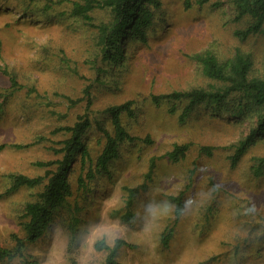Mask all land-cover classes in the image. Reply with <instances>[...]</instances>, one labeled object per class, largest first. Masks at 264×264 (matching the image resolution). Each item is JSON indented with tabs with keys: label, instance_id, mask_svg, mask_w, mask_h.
Segmentation results:
<instances>
[{
	"label": "rangeland",
	"instance_id": "1",
	"mask_svg": "<svg viewBox=\"0 0 264 264\" xmlns=\"http://www.w3.org/2000/svg\"><path fill=\"white\" fill-rule=\"evenodd\" d=\"M73 1L0 0V66L16 82L0 70V144H5L0 246L12 247L13 234L25 235V205L43 188H14L12 175L37 177L54 169L62 158L56 149L69 136L64 127L85 113L91 120L85 146L95 159L105 140L99 125L112 129L106 108L132 101L135 115L122 114V122L133 139L120 145L107 171L86 191L78 177L85 178L88 161L83 167L77 155L68 175L72 195L25 254L34 264H103L108 251L95 243L103 239L113 245L121 238L128 245L119 249L116 264H264V159L256 173L264 158V133L236 164L231 162L235 143L256 126L259 110L250 105L244 114L231 115L234 101H203L182 119L188 99H152L220 86L195 59L207 51L220 61L237 51L248 53L253 72L260 74L264 31L238 36L250 19L239 15L233 0H161L145 40L125 35L124 58L110 62L101 59L97 29L110 19L109 11L94 9L89 24L71 14ZM182 144L188 145L185 155L170 158L168 153ZM204 145L212 148L211 155L200 152ZM142 184L133 198V217L124 220L127 189ZM180 192L177 216L170 197ZM165 205L167 212L153 215L152 209ZM0 264L22 261L0 258Z\"/></svg>",
	"mask_w": 264,
	"mask_h": 264
},
{
	"label": "trees",
	"instance_id": "2",
	"mask_svg": "<svg viewBox=\"0 0 264 264\" xmlns=\"http://www.w3.org/2000/svg\"><path fill=\"white\" fill-rule=\"evenodd\" d=\"M161 3V0H75L72 2L71 14L90 24L92 20L91 12L94 9L105 8L109 11L110 19L97 25L98 41L101 45V59L114 62L124 58L122 43L125 35H128L129 38L145 40L146 29L153 24L156 10L160 8ZM233 3L240 16L244 15L250 19V23L245 29H239L235 32L238 36L246 37L251 33L264 31V0H233ZM195 59L202 65V70L206 77L219 82L220 86L210 85L207 88L174 90L163 96L154 94L152 99L156 102L161 97L188 99V103L181 115L182 119L194 105L203 101L210 104H222L232 100L236 104L233 103L234 105L230 111L231 115H242L250 105L256 106L259 110L256 126L251 128L245 136L235 143L231 162L236 164L247 148L257 140L259 135L264 133V71L260 74H255L252 70L250 54L239 51L221 61L208 51L195 55ZM0 70L8 74L12 83L16 84L15 78L6 68L0 66ZM89 90L90 86L84 90L87 105L91 102ZM68 100L70 103H74L81 100V98L76 100L68 98ZM106 111L110 117L112 129L109 131L99 125L105 140L102 150L95 159H92L85 146L84 135L91 125V120L85 113L84 115H79L72 125L64 127L68 131L69 136L56 149L57 153H62V158L56 161L57 165L54 169H48L45 175L37 177H30L24 174L12 175L14 188L21 185L34 187L41 184L43 188L38 192L36 200L30 201L25 205V212L22 215L23 221L21 222L25 235L13 234L14 244L12 247L0 246L1 259L19 257L22 264H34L36 262L35 259L26 255L25 249L29 243L34 242L43 234L50 224L55 209L64 207L67 204V196L72 195V186L68 175L71 170V164L77 158V155L80 156L83 167L88 161L85 178L83 179L82 176L78 177V184L86 191L89 183L96 179L97 175L107 171L110 162L118 156L120 145L133 139L122 122V114H126L129 117L135 115L132 101L109 106ZM4 146V143L0 144V149L4 148ZM187 149V144L175 145L173 150L168 153V156L178 160L185 155ZM211 149V147L204 145L200 148V152L211 155ZM263 159L262 157V160H259L256 165L257 174L262 171ZM143 187H145V184L127 189L128 194L125 200L127 209L122 215L124 220L129 221L133 217V198ZM170 198L175 204L174 210L178 216L183 206V192L178 193V195H172ZM75 221L77 222L76 217H73V222ZM167 233L163 237L164 241H168L171 235L170 231ZM123 245L126 246L128 243L121 238L115 239L113 245H108L103 239L95 243L97 249L108 251L103 264H116L118 251Z\"/></svg>",
	"mask_w": 264,
	"mask_h": 264
},
{
	"label": "clouds",
	"instance_id": "3",
	"mask_svg": "<svg viewBox=\"0 0 264 264\" xmlns=\"http://www.w3.org/2000/svg\"><path fill=\"white\" fill-rule=\"evenodd\" d=\"M195 198H196V195H195V193H194V194L189 198V200H190V201H194ZM254 207H255V205H254ZM168 210H169L168 206L165 205V206H163L162 209H152L151 211H152L153 215H156V214H158V213L161 212V211H163V212H167ZM257 210H259V209H257Z\"/></svg>",
	"mask_w": 264,
	"mask_h": 264
}]
</instances>
